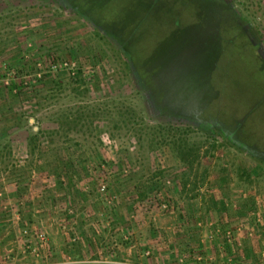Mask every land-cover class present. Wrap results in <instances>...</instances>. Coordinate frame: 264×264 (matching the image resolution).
<instances>
[{"label":"rangeland","instance_id":"1","mask_svg":"<svg viewBox=\"0 0 264 264\" xmlns=\"http://www.w3.org/2000/svg\"><path fill=\"white\" fill-rule=\"evenodd\" d=\"M97 1L139 64L64 0H0V263L264 264V0ZM208 24L216 94L171 113L145 73Z\"/></svg>","mask_w":264,"mask_h":264},{"label":"trees","instance_id":"2","mask_svg":"<svg viewBox=\"0 0 264 264\" xmlns=\"http://www.w3.org/2000/svg\"><path fill=\"white\" fill-rule=\"evenodd\" d=\"M196 1L204 4L201 0ZM64 2L89 20L95 27H97L98 30L117 40L121 44L122 48L131 57L132 61L139 64V61H136L133 50L131 51L129 46L132 41L134 31L133 33L132 30L124 32V26L119 24L118 21L115 22L107 20V22L105 21L106 19L104 20L103 10L106 7V1L64 0ZM188 2V0H184L185 4ZM202 9L203 10H201V12H197V14L199 17L201 16L200 18L203 21L208 15H216V17H220L221 14H228V12L225 11L226 9L221 7H219L220 12L208 7V12L203 13L204 8ZM144 12H146V10ZM115 25L118 27H115ZM186 30L187 28L178 26L177 33H179H174V38L170 36L169 43L171 44L166 51L162 53V60L157 62L158 65H156L154 69L152 67L153 65L149 66L151 67V72L145 73L149 75L148 77H151L153 76V73H155V70L158 71L159 76L154 84L158 85L156 87L159 88L156 90L157 99L159 102L164 100V102H166V104L164 103L165 108L175 114H182L184 111L185 113H188V109H186L188 107L194 110L200 109V113H202V109L204 110L207 103L213 99L216 94L209 85L208 79L210 78L209 71L213 69V64L218 57V54L216 53L214 55L213 60L208 66L206 65V59L208 56L212 55L214 51L213 49L215 48L212 47L214 46V43L220 46V38L216 35V33L208 34L207 31H204L208 30L206 29V25L197 26L196 30H199V33L193 34L194 38L192 42L197 49H195L196 51H194L190 57L189 52L187 51V48L190 46L187 43ZM182 43L187 47L186 49L185 46L181 47ZM190 113H193V115H189L193 117L192 119H197L193 110H191ZM196 122L199 121L196 120ZM199 124L202 130L208 131V134H210L209 130H220L219 135L223 139L227 137L224 131H221L222 129L219 127L216 128L217 124L211 122V118L206 121L200 120ZM37 130L42 129L38 127ZM215 141L219 142V139L215 138Z\"/></svg>","mask_w":264,"mask_h":264},{"label":"crops","instance_id":"3","mask_svg":"<svg viewBox=\"0 0 264 264\" xmlns=\"http://www.w3.org/2000/svg\"><path fill=\"white\" fill-rule=\"evenodd\" d=\"M67 198H69V196H66ZM74 196H72V198H73ZM72 198H69L70 200V202H71V199ZM63 200H65V198L63 197V198H61V205L59 206L61 209H62V207H64L63 206ZM78 201V199H73V208L76 210V215H78V213H79V211H80V209L81 208H83L84 207V205H83V203H85L86 205H88V206H85V207H89V209L88 210H90L91 209V211H92V203H91V201L89 200V199H87L86 201H84V202H77ZM69 203V202H68ZM91 205V206H90ZM77 210H78V212H77ZM87 210V211H88ZM91 213V217H93L94 216V214H95V212L93 213V212H90ZM90 213H89V211H88V214H89V217H90ZM85 215H87V213H84L83 215H82V213L81 214H79L78 215V217H80V219L81 220H79V218H77V217H75V216H73L71 219H65L64 217H61L60 218V223H59V225L62 227L61 229H64V228H66L67 227V229H70V230H77V229H79V230H81V229H83V230H85L86 228V226H88L89 224H90V222H91V218H86L85 217ZM76 221H77V223H76ZM78 224V225H77ZM82 230V231H83ZM63 231V230H62ZM80 243V242H79ZM85 243V242H84ZM85 246V244H76L75 245V247L77 248V247H80V248H82V247H84ZM75 248V249H76ZM85 250H81L79 253H78V255L76 254L77 252H75V254L74 255H72V256H70L69 258L71 259V261H65V262H58V263H56V264H83V263H89V262H94V263H96V262H99L100 260L98 259V260H96V259H92V258H87L88 256H86L85 257V255L83 254V253H85L84 252ZM86 258V259H85ZM105 258V257H104ZM104 258H102V262H104V261H107V260H105ZM62 259V258H61ZM102 262H100V263H102Z\"/></svg>","mask_w":264,"mask_h":264},{"label":"built area","instance_id":"4","mask_svg":"<svg viewBox=\"0 0 264 264\" xmlns=\"http://www.w3.org/2000/svg\"><path fill=\"white\" fill-rule=\"evenodd\" d=\"M38 238H39V240H40L41 242H43V240L45 239V238H44V235L41 234V233L38 235ZM0 264H1V263H0Z\"/></svg>","mask_w":264,"mask_h":264},{"label":"flooded vegetation","instance_id":"5","mask_svg":"<svg viewBox=\"0 0 264 264\" xmlns=\"http://www.w3.org/2000/svg\"><path fill=\"white\" fill-rule=\"evenodd\" d=\"M209 28H211V24L209 25L208 24V26L206 25V29H208L209 30ZM208 34H212V33H210V32H207Z\"/></svg>","mask_w":264,"mask_h":264}]
</instances>
